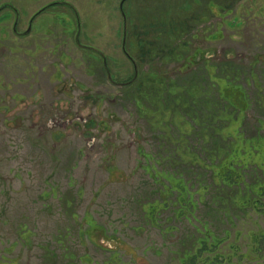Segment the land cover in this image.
Here are the masks:
<instances>
[{"label": "rangeland", "instance_id": "rangeland-1", "mask_svg": "<svg viewBox=\"0 0 264 264\" xmlns=\"http://www.w3.org/2000/svg\"><path fill=\"white\" fill-rule=\"evenodd\" d=\"M52 2L58 4L35 15ZM120 2L0 0V255L15 258L19 264H88L79 260L84 255L89 256L90 264H119L110 252L115 249L124 262L132 258L115 239H100L102 249L88 242L79 230L84 223H75L72 211L77 220L89 212L108 234L115 232L140 258H134V264H264V191L255 206L236 207L230 199L226 207L224 199L231 198L236 187L225 192L212 184L206 168L189 161L177 166L167 161L162 152L171 151L172 142L159 136L160 131L150 122L136 117L133 101L126 97L129 90L108 80L94 50L104 55L112 79L128 83L132 78L131 63L122 51ZM5 5L13 6L17 15ZM122 7L125 45L134 56L140 53L131 48L143 39L158 40L160 45L175 41L179 53L189 48L188 55L197 47L206 52L202 57L197 55L195 65L185 73L173 72L181 59L164 64L160 59L150 62L143 58L142 71L164 70L178 85L191 82L203 87L202 74L206 73L202 60L210 58L212 64L221 59L231 65V75L240 73L237 83L244 85L245 77L253 72L264 84V0H126ZM222 11L231 14L221 20ZM30 21L28 33L14 32V26L19 32L27 31ZM214 33L215 38L208 36ZM76 34L80 44L90 49L78 46ZM255 81L244 85L250 101L241 125L245 137L264 136V127H260L264 126L260 106L264 96H259ZM133 85L140 88V79ZM200 109L201 113L191 111L201 116L207 140L203 137L199 141L196 152L205 160L231 139L221 136L222 132L212 133V121L203 116L210 110ZM90 119L97 123L91 124ZM98 120L107 121L111 129L98 125ZM56 129L65 131L64 138L52 142L49 135L44 136ZM139 147L162 155L156 157H163L159 166L179 171L192 191L199 182L211 184L194 217L175 218L167 209L157 226L144 223L135 200L158 194L138 166L144 159ZM112 165L126 179L118 180V172L108 170ZM255 171L253 176L251 167L244 170L248 184L258 177L263 179L262 171ZM50 187L58 197H72V207L67 209L57 198L44 196ZM194 198L197 200L198 194ZM168 217H172L170 221ZM84 218L90 224L89 218ZM202 223L221 236L225 231L228 234L202 248L192 245ZM23 224L29 229L30 243L16 241V230ZM168 226L175 229L166 231ZM58 233L68 236L56 242L53 239ZM191 245L194 255L189 258L185 254L183 263L179 256ZM64 248L76 255L71 263L61 257Z\"/></svg>", "mask_w": 264, "mask_h": 264}, {"label": "trees", "instance_id": "trees-1", "mask_svg": "<svg viewBox=\"0 0 264 264\" xmlns=\"http://www.w3.org/2000/svg\"><path fill=\"white\" fill-rule=\"evenodd\" d=\"M55 4H58V2H52L41 7L36 11L35 15L44 12L48 7ZM71 8L73 7L71 6ZM73 10L75 11L74 8ZM139 43L140 60L146 58L152 62L155 59H160L162 63L167 64L173 61L178 62L181 59V62L177 65L181 69L177 70L176 67L173 72L185 73L184 70L195 65L194 58L199 53V50H193V53L188 55V47H186V51L179 53L178 48L180 46L175 41L169 45H160L159 42H155L157 48L152 46L151 42H148V44L146 41H140ZM176 53L177 55L175 56ZM202 61L204 63L202 69L206 73L202 74V79L206 82V85H203V87H208V90L204 91L202 89L203 87L199 84L197 85V83L185 82L184 85H178L174 79H171L169 72L151 68V70L140 71L137 78L133 81L136 83L140 79V88L134 87V83L132 82V84L130 83L131 85L127 86L126 90L130 91H128L127 100L131 99V102L133 101L137 118L144 119L147 123L150 122L151 126L157 131H160L159 136L166 137L167 140L172 142L173 146L171 147V151L166 149V151L162 152L167 161L176 164V166L182 162L189 161V163L198 164L206 168L210 173L212 184L220 186V188L222 187L225 192L236 187V193L231 198L227 197L226 200L224 199L226 207L229 206L230 199H233L236 207L241 204L255 206L259 203L257 198L264 191V136L258 135L257 133L256 136L245 137L241 130V125H243L246 112L250 105L244 85L248 86L247 81H251V79L255 81L256 78L254 77L256 76L253 72H250V76L245 77L243 85L242 83H237L240 77V69L238 67H235V73H239V75L233 76L231 73L234 71H232L231 65L226 60L220 59L219 62L217 61L218 63L214 62L212 64V59L210 60V58L203 59ZM219 63L220 65H218ZM255 84L259 87L261 93L259 96H264V84H260L258 80L255 81ZM192 87L198 89V91L193 92ZM210 94L212 95L210 99L208 97L206 99L203 98V96ZM262 103H260V106L264 110V101ZM200 106H202V109L210 110L209 113L204 112L203 116L205 119L212 121L210 124L212 133L217 134L222 132L221 136L226 135V137L228 136L231 139L225 145L224 149L222 148L218 152L215 150L210 152L205 160L196 152L199 141L202 142L203 137L207 140L205 130L201 127V116H195L191 111L195 109V113H201ZM89 122L93 125L97 123L94 119H90ZM101 124L106 126L107 129H111L107 121L98 120V125ZM260 127L264 126L261 124ZM49 132L50 134L47 132L44 136L49 135V139L52 142L55 139L64 138L65 136L63 129L50 130ZM138 152L144 158L143 161H139L138 166L151 179L150 184L156 186L155 192L158 194L157 197H140L143 201L135 200L136 205L139 206L138 210L140 209V215L144 223L150 226H157L162 211L167 209L172 210L175 218L194 217L198 203L204 199V194L211 184L199 182L197 188L192 191L193 188L183 179L179 171L175 172L174 170H167L165 167L159 166L160 160L163 157L158 159L156 157L162 155L155 156L151 152L142 150V147L138 148ZM169 162L168 164H170ZM250 167L253 169V176L257 175L258 171L255 170L262 171L263 179H259L258 177L254 183L248 184L245 181L244 176L246 173H244V170ZM110 169L118 172V180L121 178L126 179V175L116 165L108 168V170ZM195 194L199 196L197 200L194 198ZM44 196L57 198L61 205H64L67 209L72 207V197H68L67 195L61 197L56 196L53 187H50L49 191H45ZM70 215L78 225L84 223V226L79 227V230L83 236L87 237L86 240L88 242L102 249L103 245L100 239H115L128 249L129 255H132V258L128 262H124L121 258L120 251L115 249L110 250L111 255H115V260L119 261V264L135 263L136 259L134 258L138 257L134 255L133 249L120 239V237H116L115 232L108 234L107 229L94 219L89 212H86L80 220H77L78 215L72 211ZM84 216L89 218L90 224H86ZM171 218L168 217L167 221H170ZM18 227L16 231L19 232V237L16 241L23 240L26 243H30V232L27 225L23 224ZM170 229L175 228L172 226L165 228L166 231ZM198 229L200 235L194 239L192 245H198L200 248L210 245L209 243L221 241L228 234L227 231H225L223 236L217 234L207 223H202L201 228ZM76 232L79 238L80 232L79 234L78 231ZM67 236L66 234L62 235L58 233L53 240L62 242L63 237L66 238ZM79 240L81 242V239ZM192 245L190 248H184L179 258L184 259L185 254H188L189 258L194 255V251L191 249ZM12 246L13 244L9 248ZM61 257L67 260L68 263H71L76 255L69 251L68 248H64ZM79 260L85 261L86 263L89 262L88 264H90L88 255L80 256ZM184 261L185 259L182 260L183 263ZM0 264L19 263L17 259L7 258L1 254Z\"/></svg>", "mask_w": 264, "mask_h": 264}, {"label": "flooded vegetation", "instance_id": "flooded-vegetation-1", "mask_svg": "<svg viewBox=\"0 0 264 264\" xmlns=\"http://www.w3.org/2000/svg\"><path fill=\"white\" fill-rule=\"evenodd\" d=\"M126 0H124V2H125ZM214 1V0H213ZM123 2V3H124ZM191 7V6H190ZM123 13H124V11H123ZM229 14H231V11L230 12H225V11H222L221 13H220V15H221V17H220V19L221 20H223L227 15H229ZM123 17H125V14L123 15ZM32 23V22H31ZM29 26H30V22H29ZM28 26V27H29ZM14 32H16V34H24L25 32H19V31H14ZM208 36H212V38H215V36H216V34L214 33V34H211V35H208ZM214 36V37H213ZM222 36V35H221ZM220 36V37H221ZM76 37V36H75ZM219 36L217 35V37L216 38H218ZM219 37V38H220ZM79 39V38H78ZM142 41H146L147 43L149 42H151V41H147V40H145V39H143ZM160 41H162V40H160ZM122 42H123V37H122ZM125 42H126V38H125ZM156 43L158 42V40L157 41H155ZM155 42H151V44H152V46H155L156 48H157V46L155 45ZM148 43V44H149ZM78 46L79 47H81V48H83V49H90L89 47H86V46H83V45H81L80 44V42H79V40H78ZM125 44V43H124ZM139 44L140 43H136L135 42V47L134 48H131V50H135V52H137V48H138V51H139ZM160 44V43H159ZM161 45H163V44H161ZM196 49V48H195ZM93 50V49H92ZM196 50H199V53H197V55H199L200 54V57H202L203 56V49L202 48H199V47H197V49ZM122 51H123V53H124V55L128 58V60L130 61V63H131V66H132V78H131V81H129L130 83L131 82H133L136 78H137V76H138V74H139V72L140 71H142L141 70V67H140V57H139V55L140 54H138V53H136L137 55H135L134 56V54H132V52L130 53L129 52V50L126 48V45H125V47H124V49H122ZM195 51V50H194ZM93 52H95L97 55H98V57H99V59L101 60V63H102V65H103V68H104V70H105V72H106V75L108 76V80L112 83V84H115V85H119V86H123V88L126 90L127 89V86L130 84L129 82L128 83H120V81H117V80H114V79H112L111 78V75L109 74V71H108V68H107V66H106V61H105V59L103 58L104 57V55L100 52V51H97V50H94ZM206 52L204 51V54H205ZM197 55H196V57H197ZM195 57V58H196ZM194 58V59H195ZM99 59L98 58H96L94 61H96V62H98L99 61ZM135 69H136V74H135ZM130 92V91H129ZM99 97V96H98ZM127 97V96H126Z\"/></svg>", "mask_w": 264, "mask_h": 264}, {"label": "water", "instance_id": "water-1", "mask_svg": "<svg viewBox=\"0 0 264 264\" xmlns=\"http://www.w3.org/2000/svg\"><path fill=\"white\" fill-rule=\"evenodd\" d=\"M123 2H124V0H121V2L119 3V9H120L121 13L124 15V13H123V7H122ZM5 6H8V7L12 8L14 10L15 14L17 15V11H16V9L13 6H11V5H5ZM0 9H2V8H0ZM30 28H31V22H30V26L28 27V29L25 32V34L30 31ZM123 29H124V33H123L122 48L124 49V47H125V44L124 43H125V37H126V21H125V17H124V26H123ZM13 30L16 31L15 26H14ZM78 32H79V29H78ZM75 40L78 43V34H76ZM135 74H136V69H135Z\"/></svg>", "mask_w": 264, "mask_h": 264}, {"label": "crops", "instance_id": "crops-1", "mask_svg": "<svg viewBox=\"0 0 264 264\" xmlns=\"http://www.w3.org/2000/svg\"><path fill=\"white\" fill-rule=\"evenodd\" d=\"M147 176H148V175H147ZM101 240H103V238H102ZM104 240H105V239H104ZM104 240H103V241H104ZM106 241H107V240H106Z\"/></svg>", "mask_w": 264, "mask_h": 264}]
</instances>
